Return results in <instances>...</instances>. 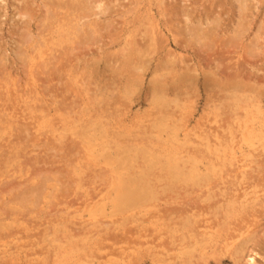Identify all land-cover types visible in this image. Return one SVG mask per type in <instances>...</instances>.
Instances as JSON below:
<instances>
[{
  "label": "bare ground",
  "instance_id": "bare-ground-1",
  "mask_svg": "<svg viewBox=\"0 0 264 264\" xmlns=\"http://www.w3.org/2000/svg\"><path fill=\"white\" fill-rule=\"evenodd\" d=\"M88 1L43 0L45 13L40 18L42 20H39V25L43 28V31L41 32L39 29L38 34L36 31L35 37L30 31V22L35 20L37 13L34 8L32 9V7L26 5L27 3H22V6L17 10L18 14L16 12L19 18L26 19L23 24L24 27L21 26L22 30L25 31L23 36L25 40L23 39L21 44L22 49L19 47V52L15 53L17 56L22 57L21 60L24 62H20H27L26 65L28 64L30 69L34 68L35 63L38 61L41 62L39 65L43 63V67L44 64L47 67V64L51 61H54V63L59 61L58 54H61L62 51L66 52V49L73 51L78 47L82 48L84 43L95 41L94 37L99 34V29L95 28L96 24L91 21L89 13L92 10H97L98 12L94 14L95 17L104 15L109 11V7L107 8L102 0L93 1V4ZM105 1L108 3V0ZM152 1L149 0V4ZM155 1L156 7H164L167 2V0H154V3ZM233 2L238 5L236 9L238 10V22L235 23V29L231 30V33H233L231 38L239 43L250 29L251 13L257 2L254 3V0H234ZM131 3L136 7L141 3V0H134ZM174 5L179 4L174 3L168 11L172 15V20L176 19L175 22L179 24L182 23V19L177 21L176 16L184 18L185 24L182 23L183 27L186 28L187 26L185 34L190 37L188 44L191 42L192 45H199L203 50L202 52H204V49L210 50L209 47L215 39L217 27H222L220 26V19L215 17L212 22L202 20L203 24L200 20H196L198 22L193 25V21L189 19V15L187 16L185 12L186 10H177L178 7ZM151 7L152 4L148 7L146 16H143L145 17L143 18L145 23L142 20V25L139 26L142 30H139L136 36H133V31H129L123 36V40L118 44L120 48V51L116 53L118 56H115V54L112 56L116 57V59H113L114 64L119 65L114 70L112 69L113 71L111 70L115 76L124 73V75L129 74V77L127 76L124 81L118 80L116 84H112L116 85L118 93L124 97L122 99L125 102H132L131 97L133 93L135 94L134 89L137 85H142L146 73L150 75L147 84L150 94L149 102L151 106H154L155 111L146 116L148 119L145 118L146 123H139L141 126L133 125L132 121L128 120L127 114L116 107L119 102H113L112 100L117 99L119 94L115 93L117 96L113 95V86H105L109 91L112 90L110 96L105 94L107 90H99V93L102 91L104 95L100 93L99 98L94 97V99H91V92L89 94L88 89H86L88 82L86 81V84L85 80H82V76L78 79V74L75 76L73 74L74 77L68 76L70 71L66 75L67 69L63 72L68 77L70 84L73 86L80 84L79 87L84 95L91 96L92 102L85 99L82 105L86 103L82 109L67 111L68 109L59 106L61 104L56 106L57 100L48 101L47 98L42 97V94L46 93L47 90L46 92L41 91L42 94L39 92L40 90L37 91L40 87L38 84L34 99L32 97L34 101L32 104L27 102L24 107L26 115H23L24 111L21 112V120H29V124H21L16 121L17 117L15 115L12 116L6 113L5 110H0V142H6L5 136L11 139L12 132L17 133L15 139L8 142V146L12 145L14 148L11 146L10 151L8 148L7 152H4L6 155L3 157L5 158L4 163L8 164L2 165V168L6 166V169H8L12 164L17 163L19 169L17 173L22 172L18 157L24 152L21 146L27 140L24 139L25 142H22L24 137L21 138L20 136L21 129L26 131V136L29 137L28 131L30 130L38 134L39 131L49 128L50 133L48 134L50 137H44V139L49 142L50 138L54 142L49 143L51 151L57 154L61 151L64 159L68 156H74V161L71 160L74 163L68 162L72 165L65 164V166L71 168V176L76 177V180L71 182L72 189H69L83 191V195L80 197L82 203H79L82 205L74 213V219L71 218L75 220L80 217L82 222L78 223L79 226H75L69 218L60 219L59 222L51 221L52 223H49V226L43 230L41 235L46 244L44 243L45 250L41 249L40 251H45V253L38 260L40 256L39 252L34 250L35 245L28 244L26 246L18 243L21 240L20 234L10 232L7 226H11V228L13 226L15 228L22 227L23 232H21L26 235L29 228L22 221V209L28 205L37 204L40 206L42 203L46 207L56 199H63L64 193L62 195L61 192L64 189L62 188L59 193L57 184L60 181L58 183L55 180L54 183L57 182V184H52L53 180L47 177L49 175L39 177L32 174L28 176L22 192L4 199L6 190L3 192L4 188L1 187L3 185L1 183L3 174L1 173L0 198L3 199L2 205L7 206L6 208L9 207V209L7 214L0 212V262L9 260L10 263H16L25 260L26 264H138L147 260L152 264H225L226 262L230 264H264V166L260 160V157L264 155V96L257 92V88H250L249 82L245 80L246 78L242 80L243 78L233 77L230 74L228 75L230 80L225 79L227 74H223L222 77V72L219 73L214 70L218 68L216 63L213 68L207 67L206 69L201 68L199 62L193 67L188 66V62H184L185 57L180 55L179 51L167 48L170 43H168L165 36L168 35H166V32L169 33V28L166 32L164 31L166 22L161 23L157 19L161 13L156 15ZM171 11H174V14ZM211 12H207V14ZM213 13H215V10ZM85 20L86 22H84ZM168 26H170V29L172 28V24H168ZM100 27L102 26L100 25ZM173 27L175 26L173 25ZM181 33L183 32L172 33L171 42L176 48L182 50L191 44H187L188 46L183 44L184 46H182L177 43L176 36L185 35ZM258 40H253L252 44L249 42L250 44H248L252 47L249 48L253 49L255 47L254 41ZM185 41L187 40L185 39ZM219 41L218 44L222 45L223 41L221 44ZM245 47L244 49H246ZM57 49L62 51L56 55L55 53L59 51ZM208 50H206L207 53ZM255 50L253 49L252 53L255 52L256 54L257 51ZM163 52L165 53L162 56ZM220 52L222 53V51ZM217 53L219 52H216V55ZM194 54L196 53L194 52ZM251 55L250 57H252ZM56 56L58 60L55 59ZM180 56L184 58L182 59ZM155 62L156 64L153 66ZM26 65L24 66L26 67ZM109 65L107 67L111 68L113 64ZM52 68L54 66L48 69ZM218 70L220 71V69ZM54 73L56 75V72ZM27 74L30 75L32 85L35 87L36 82L33 79V71ZM104 79L108 80L107 78ZM110 80L114 81V79ZM92 84L94 85V83ZM106 84L109 86L108 83ZM198 85L202 89H209V86L214 85L222 88L223 94L221 95L223 96L216 100L226 103L224 104L225 108L222 104V108L216 106L214 109H220L219 112L221 110L223 112L224 108L227 111L221 112L222 115L213 113V120L208 119L210 124L217 125L216 128H207L197 133L194 131L197 124L193 126L191 124L194 101L191 98L189 100V97L193 96L192 91H195ZM255 85L257 87V84ZM96 88L95 86L94 89L96 90ZM9 96L7 91V97ZM106 96L108 100H104ZM28 97L26 98L28 99ZM96 99L97 101H95ZM109 99L113 103L108 102ZM215 110L213 111L218 113ZM226 113L228 117L222 119L225 125L221 127L219 117ZM218 118L219 120H217ZM134 129L135 131H133ZM20 139H22L21 143ZM66 139L70 140L69 143L66 141L67 144L63 142ZM57 144L59 147H56ZM72 150L77 151V153L72 154L74 152ZM257 159L261 162L258 163L259 160L257 161ZM96 169L99 170H97V174ZM100 170H104L102 174H100ZM85 171L92 172L95 175H86L88 173L85 174ZM59 172L58 170L56 173ZM25 174L27 175L28 171ZM60 174L62 175V173ZM13 175H15V171L9 177ZM81 176H86V182H84V177L81 178ZM63 177L61 181L64 180ZM68 177L70 179V176ZM217 178L218 180L212 183ZM94 179L101 181V184H99L103 186L100 187L101 189H96L99 185H95ZM153 181L156 184L161 183L164 185L165 190L167 188L172 190L177 185H190L193 188L194 186L201 187L205 191L199 192L200 189L197 187L199 189V191L197 189L198 193L201 194L198 197L196 196L195 202L190 205L188 203L191 202L184 203L182 200V204L174 200V204L177 203L180 208L177 211L172 208L167 209L164 218L152 214V216L145 219L140 217V221L136 215L147 212L149 204L157 199L156 189L158 187L152 184ZM84 183L85 185H83ZM90 185L93 186L92 192H90L89 187H85ZM175 190L178 189L175 188ZM129 213L131 214L126 215ZM144 215L146 214L141 216L144 217ZM117 216L126 224L140 222L142 225L147 223L152 227L150 234L153 237L146 235V231H143L144 227L140 228L139 226L135 227V232H132L137 237V242L132 247H118L115 250L113 248L115 243L107 246V243L115 239L112 234L122 233L123 228L121 229V227L124 226L119 224L116 218L115 222L112 220ZM99 217L108 218L112 222H100ZM123 235L126 236L127 234L124 233ZM5 240L11 242L8 244V241ZM25 240L26 238H24ZM12 243L13 247H9ZM44 244L41 245L44 246ZM27 247H29L28 251L32 252H29L30 255L25 254Z\"/></svg>",
  "mask_w": 264,
  "mask_h": 264
},
{
  "label": "rangeland",
  "instance_id": "rangeland-1",
  "mask_svg": "<svg viewBox=\"0 0 264 264\" xmlns=\"http://www.w3.org/2000/svg\"><path fill=\"white\" fill-rule=\"evenodd\" d=\"M93 1L96 2V0H89L88 2L93 4L94 3ZM97 1H99V0H97ZM102 1L107 5V8L109 7V11H107L106 14L98 15L97 17H95L94 14L96 12H98L97 10H92V12L89 13L91 21H94L96 24L95 28L99 29L98 30L99 34L94 37L95 41H97V42L92 41V42L84 43V45L81 44V45H83L82 48L78 47L73 51L66 49V52H64L62 50L57 49L59 51H57L55 53L56 55H57V53L62 51L61 54H58L59 55V57H58L59 63L56 60H55L56 63H54V61H51L52 60L51 59L50 60L51 62L50 61H49L50 63L48 62L49 64H47V67L44 64V67H45L44 68L43 63H42V65H39L41 62L38 61L35 63V65H34L35 67L30 69V67H28V64L26 65L27 62L22 63V62H24L23 60H21L22 57H20L19 55L17 56L15 54L16 52H19V50H18L19 47L21 48V44H22L23 39H24L23 36L25 34V31H24V29L22 30V28L24 27L23 26L24 22H26L25 18H22L23 19L22 20L21 18H19L17 16V14H18L17 10H19V8L22 6V3H27L26 5H29L30 8L31 7H32V9L34 8L35 12L37 13V17L34 18L35 19L34 21L30 22V31H31L32 35L35 37L36 31H37V34L40 31L41 32L43 31V28H41L39 25V20H42L40 18H42L43 14L45 13V8L43 7L44 2H43V0H0V71H1L0 72V110H5L6 113H8L12 116L15 115L17 117L16 121L17 122L19 121V123H21V124H24V123L29 124V122H30L29 120L28 121L21 120V116H22L21 112L24 111L23 115H26V112L24 109L25 105L27 104V102H31L30 104H32V102L34 101L33 100L34 96H35L34 93L39 91V90H40L39 92H41V91L46 92V90H47L46 93L41 92V94L43 93L42 97L45 99L47 98L46 100H48V101L57 100L58 103L56 102L57 103L56 106L61 104L59 106L64 107L65 109H68L67 111H70L72 109H73V111H78L79 109H82L83 106L85 105L86 102L84 103V105H82L83 102L85 101V99H86V101L87 100L91 101V99H94V97L99 98L100 93L102 95H104L102 91H100V93H99V90H107V92H105V94H107L109 96L111 95L110 92H112V90H114L112 93H114L113 95H116L118 93L116 85H112V84L113 83L116 84L118 82V80L124 81V79L127 78V76L129 77V74L124 75L125 74L124 73L122 75H120V74L116 75V76L113 75L112 71L114 70V68H117L119 64H114L113 59H116V57H112V56H114L113 54H115V56H118V54H116L120 51L118 44L121 43V41L123 40V36H125L127 32L133 31L132 32L133 36H136L138 34L139 30H142V29H140L139 26L142 25V22H141L142 20L145 23V19H143L145 17H143V16H146V11L148 10V7L150 6V4H152V7H151L152 11L156 15L161 13V14H159V17L157 19H159L161 21V23L166 22V24H165L166 27H165L164 31L166 32V30H168L167 28H169V33L166 32V35L168 34L169 36L168 35L165 36L168 39V43H170V46H167V48L168 49L170 48L173 51H175V50L179 51L180 55H183L185 57V59H183L184 57H182V56H180V57H182V59L184 60L185 63L188 62V66L193 67V65H196L199 62L201 65V68L206 69L207 67L213 68L214 65L217 64L218 68L214 69V70L218 71L219 73L222 72L221 76L223 74H225V75L227 74L225 79L227 78V80H230V77L228 76L229 74L233 77L239 76L241 79L243 78L242 80H244L246 78L245 80L247 82H249L250 88L251 87H253L254 89L257 88V92L261 93L264 96V0H254V3L257 2V5L255 6V8L253 9V11L251 13L252 16L250 18V20H251L250 21V24H251L250 29H249V31L246 32L244 38L239 43L231 38L233 35V33H231V30L233 28L235 29V27H236L235 23L238 22V15H237L238 10H236L238 5L235 2H233L234 0H219V1L218 0H211V1L210 0H200V1L199 0H174V1H171L172 3L170 2V0H167L168 3L166 2L164 7L159 6V7H161L160 9H158L159 7L155 6L156 1L154 3V0L152 2H150V4H149V0H141V3L139 5H137L136 7L134 6V4L131 3L134 0H129V1H127V0H114V1L108 0V3L105 0H102ZM111 1L115 2V3H112ZM187 1H188V3H187ZM32 3H34V4H32ZM41 3H43V4H41ZM174 3L179 4V5H174V6L178 7V8H176L177 10H184V9L186 10V11L185 10L184 11L186 12L187 16L189 15V19L193 21L192 22L193 25H196V23L199 20L203 24V21L209 20V22H212L215 20V17L219 18L220 19L219 21L221 22L220 26H222V27H217L218 30H216V32H215L216 36L214 38L217 40L219 38V40H221V41L218 40L220 42V44L223 41L222 45H219L218 41L216 40V42H215V39H214L213 42L211 43L214 46L211 45L209 47L210 50L204 49V52H202L203 50L199 47V45H197V46L192 45L191 42H189V44H191V45H189L188 40L190 37H189V35L185 34V32H187V26H186V28L183 27L184 26L183 24H185L184 18H179V16H176V18H178L177 21L178 20L180 21L182 19L181 22L183 24L182 23L179 24V23L175 22L176 19L172 20V18H171L172 15L168 11L169 7H171ZM193 3H194V5H193ZM111 4H113V5H111ZM191 5H193V6H191ZM113 6H115V7H113ZM212 7H214V8H212ZM125 10H126V12H125ZM191 10H193L194 12ZM214 10H215V13H213ZM189 11H190V13H189ZM16 12H17V14H16ZM171 12L174 14V11H171ZM207 12H211V13L207 14ZM180 16H181V14H180ZM204 18H205V20H204ZM125 20H126V23L124 24ZM196 20H198V21H196ZM84 22H86V20ZM168 24H172L171 29H170L171 25L168 26ZM100 25L102 27H100ZM173 25L175 27H173ZM186 25H188V24H186ZM233 25H234V27H233ZM21 26H22V28H21ZM181 26H182V28H181ZM174 28L178 29L177 31H182L183 32V33H181L182 35L183 34L186 35V36L183 35L180 37L176 36V38L178 40L177 43H180L182 46H184L183 44H186V46L189 45L191 47L188 46L189 48L187 47L186 49H182V50L179 48L180 49L179 50L178 48H176L175 45L172 44L171 35H172V33L175 34V32H177L176 29H174ZM39 29H40V31H39ZM20 32H24V33H20ZM34 33H35V35H34ZM227 35H228V37H227ZM217 36H219V37H217ZM21 37H23V38H21ZM103 37H104V39H103ZM229 37H230V39H229ZM185 39L187 41H185ZM252 39L253 40L259 39L256 42L254 41L255 47L253 49L255 50L257 48L259 50V51L255 50V51H257L256 54H255V52L252 53L253 49H250L252 47L249 44L251 42H253ZM229 40L231 42L230 44H229ZM183 42H186V43H183ZM227 42H228V44H227ZM223 43H224V46H223ZM232 43H234V44H232ZM244 46H246L245 47L246 49H244ZM74 47H75V45H74ZM232 47L233 48L235 47V48L233 49ZM248 48L251 51L247 50ZM117 49H119V50H117ZM67 50H68V53H67ZM115 50H117V51H115ZM206 50H208V53ZM173 51H171V52H173ZM212 51H214V52H212ZM220 51H222L223 54ZM224 51H226V52L224 53ZM194 52L196 54H194ZM216 52H219V53H217V55H216ZM164 53L165 52L162 53V56L164 55ZM250 55L252 57H250ZM208 56H210V57H208ZM55 59H57V56L55 57ZM20 61H22V62H20ZM51 63H52V65H50ZM60 63H61V65H60ZM54 64H56V65H54ZM107 64L108 65L110 64L109 66L112 65L111 68H108ZM155 64H156V62L153 64V66ZM24 65H26V67ZM39 66L41 68L43 67L42 69H44V71H42V69H39L40 68ZM52 66H54V68L48 69V68H51ZM57 66H58V68H57ZM37 68H38V70H37ZM89 68H91V69L93 68V69L91 70ZM54 69L57 71H55ZM218 69H220V71ZM65 70L68 71L66 73V75L70 71V74H68V76L69 75L73 76V74L75 76L78 74L77 75L78 79L83 77L82 80L84 79L85 81L84 80L83 81L86 84H87V82H88V84L91 82L94 83V85L92 83L89 84V85H91L90 86L91 88L87 84V88H86V89H88L87 91L89 94L91 92L92 98L90 95H84V93L82 92V89L79 87L80 84H78L77 86H73L72 84H70L68 77L64 74L65 72H63ZM32 71L34 74L33 79L36 82L35 87L32 85V81L30 80V75L27 74L28 72L32 73ZM52 71L56 72V75ZM238 71H239V73H238ZM57 72H58V74H57ZM232 72H233V74H231ZM35 73H37V74H35ZM87 73L89 76L87 75ZM44 76H46V77H44ZM60 77H62V78H60ZM88 77H90V78H88ZM65 78H67L66 79L67 82L65 81ZM104 78H107L109 80V82H108V80H106ZM199 78H201V77H199ZM51 79H52V81H51ZM103 79L106 81H104ZM110 79H114V81L110 80ZM149 79H150V75L148 73H146L145 77H143L142 85H137L136 88L134 89L135 94L133 93V96L131 97L132 102L123 101L124 100V99H122L123 96L120 93H118L119 96L116 95L120 99L117 98V99L112 100L113 102H115V101L119 102V104L117 103L118 106L116 105V107L117 108L119 107L120 111L123 110L122 112L127 114L128 120L132 121L133 125H135V126L136 125L141 126L140 125L141 123L148 120L146 118V116L148 114H150V112L155 111V109L153 108L154 106H151L150 102H149L150 94L148 92L149 88L147 85ZM47 81H48V83H47ZM60 81H61V83H60ZM101 82L103 83V85ZM105 82L108 83L109 86ZM98 83L100 86L98 85ZM38 84L40 87H38ZM43 84L44 85L46 84L47 87L44 86ZM53 84L54 85L56 84V85L54 86ZM255 84H257V87ZM258 84H259V87H258ZM36 86L38 87V90H37ZM92 86H93V89H92ZM95 86L97 87L96 90L94 89ZM105 86L106 87H110V86L112 87L113 86L116 89H114L112 87V90L110 89L111 91H109V89L105 88ZM212 87H214V88L212 89ZM30 88H32V89H30ZM42 88H43V90H42ZM58 88H61V89H58ZM55 90H56L57 94L55 93ZM7 91L9 92V95H10L9 97H7ZM49 91H51V92H49ZM95 91L98 93L96 94ZM93 92H95V93L93 94ZM192 93H193V96L191 95L189 97V100L191 98L194 101L193 102V113L191 114L192 115V119H191L192 126L197 124L195 126L194 131L198 133L201 130H204L207 128H212V129L216 128L217 125L210 124L208 122L209 121L208 119H210V121L213 120V118H214L213 113L215 115L216 114L222 115L223 112L227 111L226 109H225L226 111L224 110V108H225L224 104H226V103L218 102L216 100V99H220V97L222 98V96H223V95H221V94H223L222 88H219V86L216 87L214 85L211 87L209 86V89L208 88L202 89V87L200 85H198L196 90L192 91ZM55 95H57V96L55 97ZM26 97H28V99ZM32 97H33V99H32ZM106 99L108 100L107 96L104 98V100H106ZM18 100H19V102H18ZM214 100H215V102H214ZM95 101H97V99ZM112 101L109 99L108 102H112ZM87 103L90 105L89 102H87ZM218 103H221V104H218ZM222 104L224 105L223 106L224 107L223 112L221 110L222 113L219 112L220 109L219 110L214 109L216 106H218V107L221 106V108H222ZM81 105H82V107L80 108ZM213 110L217 111L218 113L214 112ZM224 115L219 117L221 119V121L219 122V125L222 124L221 127H224V125H225L224 124L225 122L222 121V119L228 117L227 113ZM19 116H20V118H18ZM145 118H146V120H145ZM219 118L217 120H219ZM225 128H226V126H225ZM21 131L22 132H20L21 133L20 136H21V138L22 137H24V138H22L23 140L22 139L19 140L20 143H21V140L23 143L25 142L24 139L27 140V142L21 146L23 148L24 152H22L21 155L18 157V160H20V163H19L20 164V170L22 169V172L20 173L21 177H20V174L17 173V171L19 170L17 163L12 164L8 169H6V166H4L2 168V165L8 164V163H4L5 158H3V157L6 156L4 152H7L8 148H9V151L12 149L11 148L12 145L8 146V142H9V140L15 139L14 137H15V135H17V133L12 132L11 133L12 134L11 139H8L5 136L4 139L6 140V142H0V174L1 173L3 174L2 182H1V183H3V185L1 187L4 188L3 192H5V190H6V192H5L6 194H4L5 195L4 199H8L9 197H11V195L22 192L23 189L25 188L24 184L27 183L26 180H27L28 176L32 175V174H33V176H39V177L49 175L47 177H49V179L53 180L52 184H57V182L60 181L61 186H60L59 182H58L59 184H57V189L59 190L58 191L59 193L61 192L62 188L64 189L61 192L62 195L64 193L63 199H56L55 201H53L52 204L47 205L46 207H44V205L42 203L40 206L37 204L36 205L34 204V205L25 206V208L22 209L23 210V211H21L22 212L21 213L22 214V221L26 224V227L29 228V231H30V232L29 231L26 232V235H25V233H23L24 235L22 234V232H23L21 230L22 227L15 228V226H13L11 228V226H7L9 228L8 230L10 232H12V233L17 232L18 235L20 234L19 237H21V240L18 243H20L22 245L24 244L26 246L28 244L35 245L34 250L39 252L40 257L38 258V260H40L41 256L45 253V251H40V250L41 249L43 250L45 248V244H46L45 240L41 238V235L43 233V230H45V228L49 226V223L51 221L52 222H54V221L59 222L60 219L62 220V219L69 218V220H71V222H73L72 224L75 226H79L78 223L82 222V219L80 217L76 218L75 220H72V219H74V213L80 208L79 206L82 205L79 203H82L80 197H81V195H83V191L77 190V189L71 190L72 189L71 182L76 180V177H74L75 178L74 179L71 176V172H70L71 168L68 167L67 165L65 166V164L66 163L67 164L74 163L73 162L74 156L73 157H70V156L66 157L65 158L66 161H65L64 156L62 155L61 151L59 152V154H57L54 151H51V146L49 143L50 142L54 143V142L52 141V139L50 140V138H49V142L44 139V137H50V135L48 134V133H50L49 128H46L43 131L42 130L39 131L38 134H35V132L33 130H30V131H28L29 137L26 136L27 135L26 131H23L22 129H21ZM133 131H135V129ZM35 136H37V137L35 138ZM38 136H40V137H38ZM191 138H193V137H191ZM67 139H69V138H67ZM67 139L63 141V142H65V144H67V142L68 143L70 142V140L68 141ZM40 141H43V142L40 143ZM47 144H49V145H47ZM55 144H56V142H55ZM47 147L49 148V150ZM56 147H59V145L57 144ZM56 147H54V148H56ZM72 151H74V150H72ZM75 152L77 153V151H74L72 154H74ZM26 153H28V154H26ZM262 156L264 157V155H262ZM262 156L260 157V160L262 162L259 159H257V161L259 160L258 163L261 162V164L264 166V159ZM61 158H62V160H61ZM68 158H69V160H68ZM71 160H73V161H71ZM69 165H72V164H69ZM253 167H254V165H253ZM58 170L60 172L56 173V172H58ZM97 170L98 169H96V171ZM14 171H15V175H13L12 177H9V175L11 176V173ZM26 171H28L27 175L25 174ZM98 171L96 172V174L98 173ZM103 171L100 170V172H101L100 174H102ZM60 173H62V175ZM84 173L85 174L88 173L86 175H90V176L95 175L92 172L89 173V171H87V172L85 171ZM62 176H64L63 178L65 181L67 180V182H65L64 180L61 181ZM68 176H70V179ZM81 178H83L84 182H86V180H87L86 176H81ZM55 180H57V182L54 183ZM217 180H218V178L216 180L212 181V183L216 182ZM68 182H70V183H68ZM94 182H95V185L101 184L100 183L101 181L99 179H94ZM153 182H152V184H155L158 187L156 189L157 199L154 202H151L149 204V206L147 207V212L143 213V214H146V215H144V217L141 216L143 214L136 215L137 217H139V220L141 219L140 217H142V219H145V218H148L149 216H152V214H154V216L160 215L162 218H164V216L167 213V209L172 208V209H175L177 211L180 208L177 205V203L174 204L175 203V202H173L174 200H176L178 203L181 202L182 204H183L182 200L184 201V203L191 202V203H188L190 205V204H192V202H195V200H194L195 197L196 196L198 197V195L201 194V193H198L199 189H200L199 192L205 191L201 187L197 186L199 188L198 189L196 186H194V188H193V187H190V185L189 186L177 185V186H175V188L178 190H175V188L174 189L172 188V190L167 188L165 190L164 185H162L161 183H160L161 184L160 185V184H156V182H154V183ZM63 184H66V185L64 186ZM67 184H69V185H67ZM83 185H85V183ZM85 187L86 188L89 187L90 190L93 189L92 188L93 186H91V185L85 186ZM100 187L102 188L103 186L99 185L96 189L99 190ZM69 188H71V189H69ZM197 189H198V191H197ZM196 191H197V194H196ZM90 192H92V190ZM0 199L2 200V201L0 200V208H1L0 212L7 214L9 207L6 208L7 206L2 205L3 199L2 198H0ZM59 203H61V204H59ZM164 213H165V215H164ZM130 214L131 213L126 214V215H130ZM115 218L118 220L119 224L124 226V227H121V229L123 228L122 233L123 234L125 233V235L126 234L127 235L124 236L122 233H118V232H116L115 234H112V237L115 239H113V241H110L109 243H107V246L115 243V245L113 246V248L115 250H117L118 247H123V248L132 247L137 242V237L132 232H135L134 229H136L139 226H140V228L144 227L143 231L144 232L146 231V233H147L146 235L151 236L150 230L152 229V227L150 225H148L147 223H143L142 225L140 224V222L139 223L126 224L120 220L119 216L112 218V220L114 222L116 220ZM98 220H101L100 222L104 221L106 223L112 222L110 219H109L110 220L109 221L108 218L104 219V217H99ZM12 229H15V230H12ZM35 233L38 234L40 236V238ZM120 234H122V235H120ZM130 234H132L133 236L131 237ZM18 235H17V237H18ZM23 236H25V237H23ZM151 237H153V235ZM24 238H26L25 241H24ZM30 239L32 240V242ZM40 240H41V242H40ZM5 241L6 242L8 241L7 242L8 244L11 242L10 240H5ZM142 241H144V240H142ZM142 241H140V242H142ZM148 241H150V240L148 239ZM0 244H1V242H0ZM41 244L42 245L44 244V246H42ZM9 247H13V243ZM28 248L29 247H27V249L25 250L26 255H30L32 253L31 251H28ZM13 251H15V250H13ZM29 252H31V253H29ZM2 263L3 264H26L25 260H21L19 262L17 261L16 263H14V262L10 263L9 260L8 261L5 260L3 262H0V264H2ZM138 264H152V263L147 261V260H144L142 263H138ZM225 264H230V263L226 262Z\"/></svg>",
  "mask_w": 264,
  "mask_h": 264
}]
</instances>
